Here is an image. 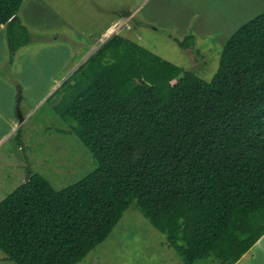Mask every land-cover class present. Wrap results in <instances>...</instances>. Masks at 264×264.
Wrapping results in <instances>:
<instances>
[{
	"label": "trees",
	"instance_id": "1",
	"mask_svg": "<svg viewBox=\"0 0 264 264\" xmlns=\"http://www.w3.org/2000/svg\"><path fill=\"white\" fill-rule=\"evenodd\" d=\"M24 2L0 0L11 58L31 42ZM55 95L96 168L62 190L30 174L0 202L4 260L79 264L133 207L183 264H236L264 236V13L211 81L114 34Z\"/></svg>",
	"mask_w": 264,
	"mask_h": 264
},
{
	"label": "rangeland",
	"instance_id": "2",
	"mask_svg": "<svg viewBox=\"0 0 264 264\" xmlns=\"http://www.w3.org/2000/svg\"><path fill=\"white\" fill-rule=\"evenodd\" d=\"M263 13L264 0H25L20 19L30 44L11 58L0 36V202L30 174H40L62 190L95 170L91 152L59 115V98L51 96L59 88L52 86L101 46L102 35L121 34L211 81L226 43ZM114 21L120 25L106 35ZM191 36L195 48L181 49L177 40ZM13 120L19 124L16 131H11ZM5 257L0 250V264H15ZM79 264L183 263L165 235L133 207Z\"/></svg>",
	"mask_w": 264,
	"mask_h": 264
},
{
	"label": "crops",
	"instance_id": "3",
	"mask_svg": "<svg viewBox=\"0 0 264 264\" xmlns=\"http://www.w3.org/2000/svg\"><path fill=\"white\" fill-rule=\"evenodd\" d=\"M39 1H42V0H39ZM25 3V2H24ZM24 5V4H23ZM23 7V6H22ZM22 9V8H21ZM20 12H21V10L19 11V18H20ZM123 15V14H122ZM122 15L120 16V18H118L119 19V21H120V19H123L122 18ZM55 17H57V18H59V20L60 19H62L66 24H67V21L62 17V15L61 14H57ZM21 22H22V24H23V21L21 20ZM68 23H69V21H68ZM24 25V24H23ZM117 25H120V22H116V21H114V22H112V24L107 28V32H106V35L109 33V31L111 30V29H115V27L117 26ZM24 26H26V25H24ZM27 27V26H26ZM28 29V28H27ZM5 31V33H3ZM57 31L58 32H61V28L60 29H57ZM70 32V31H69ZM71 33V32H70ZM0 36H1V39H2V43H3V46H6L7 45V47H8V43H7V30H6V27L5 26H3L1 29H0ZM110 36V35H109ZM109 36H105V34L104 35H102L101 37H100V39H98V41L99 42H102L103 41V43L105 42L104 40H106V37H109ZM54 42H57L58 41V38H56L55 40H53ZM103 43H101V45L103 44ZM52 45V44H51ZM8 49H9V47H8ZM94 52H92L91 53V50L90 51H88L87 52V58L85 59V60H83L82 62H80V64H74V66H73V68H72V70L70 71V73H74L92 54H93ZM4 62H6V59H5V61ZM3 62V63H4ZM72 75V74H71ZM67 77H63L62 78V80H64V79H66ZM61 80V81H62ZM61 81H58L56 84H54L53 86H52V88L53 89H55V88H57V87H60L61 85H62V83H63V81L61 82ZM65 81V80H64ZM10 127H12V130L11 131H16V130H18V128H19V124H18V121L17 120H13L12 121V123H11V125H10ZM4 137H2L1 138V140L0 141H2V139H3ZM236 264H264V236L257 242V244L247 253V254H245L243 257H242V259L238 262V263H236Z\"/></svg>",
	"mask_w": 264,
	"mask_h": 264
},
{
	"label": "water",
	"instance_id": "4",
	"mask_svg": "<svg viewBox=\"0 0 264 264\" xmlns=\"http://www.w3.org/2000/svg\"><path fill=\"white\" fill-rule=\"evenodd\" d=\"M13 19H15V18H13ZM110 38V37H109Z\"/></svg>",
	"mask_w": 264,
	"mask_h": 264
}]
</instances>
